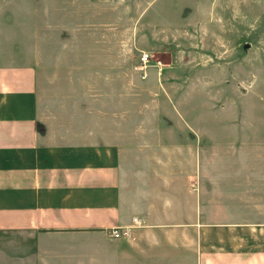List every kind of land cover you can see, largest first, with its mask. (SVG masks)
Masks as SVG:
<instances>
[{"label": "rangeland", "instance_id": "374dc122", "mask_svg": "<svg viewBox=\"0 0 264 264\" xmlns=\"http://www.w3.org/2000/svg\"><path fill=\"white\" fill-rule=\"evenodd\" d=\"M0 68L31 70L53 144L112 148L132 180L196 170L208 203L264 190V0H0ZM166 228L122 240L124 264L189 257Z\"/></svg>", "mask_w": 264, "mask_h": 264}, {"label": "crops", "instance_id": "0c3cea01", "mask_svg": "<svg viewBox=\"0 0 264 264\" xmlns=\"http://www.w3.org/2000/svg\"><path fill=\"white\" fill-rule=\"evenodd\" d=\"M33 92L30 69L0 68V250L9 257L19 264H124L122 240L175 226L183 235L178 248L187 249L185 235H194L193 252L166 264H264L263 188L237 195L214 188L227 198L208 203L196 170L132 180L112 148L45 139ZM114 229L131 235L113 238Z\"/></svg>", "mask_w": 264, "mask_h": 264}, {"label": "built area", "instance_id": "2783aa9c", "mask_svg": "<svg viewBox=\"0 0 264 264\" xmlns=\"http://www.w3.org/2000/svg\"><path fill=\"white\" fill-rule=\"evenodd\" d=\"M141 68H144L143 66H146L148 62H150L149 54L144 53L141 58ZM131 235V230L130 229H114L111 232V236L116 239H121V238H128Z\"/></svg>", "mask_w": 264, "mask_h": 264}]
</instances>
